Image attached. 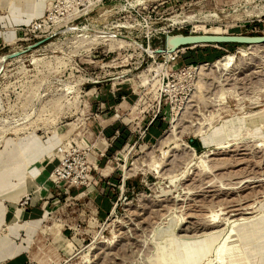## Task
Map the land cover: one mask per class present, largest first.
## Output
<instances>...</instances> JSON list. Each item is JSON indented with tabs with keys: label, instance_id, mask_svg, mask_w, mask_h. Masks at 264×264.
I'll list each match as a JSON object with an SVG mask.
<instances>
[{
	"label": "rangeland",
	"instance_id": "obj_1",
	"mask_svg": "<svg viewBox=\"0 0 264 264\" xmlns=\"http://www.w3.org/2000/svg\"><path fill=\"white\" fill-rule=\"evenodd\" d=\"M169 30L264 34V0H0V264H145L157 238L164 264H201L222 236L179 229L253 206L238 261L232 240L211 260L264 264V44L169 61Z\"/></svg>",
	"mask_w": 264,
	"mask_h": 264
},
{
	"label": "bare ground",
	"instance_id": "obj_2",
	"mask_svg": "<svg viewBox=\"0 0 264 264\" xmlns=\"http://www.w3.org/2000/svg\"><path fill=\"white\" fill-rule=\"evenodd\" d=\"M258 12V11H257ZM211 34H225V33H211ZM258 45H263V44H258ZM248 46H254V45H248ZM241 51V53H243L245 50H243V49H241L240 50ZM154 54H155V51H154ZM160 55H165L166 56V59H168V55H170L169 53H163V54H160ZM236 56V55H235ZM19 57H21V56H19ZM19 57H17V58H19ZM170 57V56H169ZM231 58H233V56H226V57H224L222 60H229V61H231V60H233V59H231ZM14 59H16V58H14ZM1 60H2V63H3V61H6V60H4L3 59V56L1 57ZM226 61V63H224V61H222V63H223V65L224 64H228V62ZM217 64V63H216ZM218 66V65H217ZM220 67V66H219ZM196 68V67H195ZM256 207V206H255ZM254 208V206L252 207V208H250L251 210H248V208L246 209H244V208H242V209H235V211H238L239 213H235V214H233L234 216H236V215H240V214H242V215H245L246 216V214H251L252 215V213L254 212V211H252V209ZM254 214V213H253ZM249 215H247V216H249ZM232 216V215H231ZM245 217V218H240L239 219V221L238 220H228V221H225V222H223V221H221V220H217V217H216V215L214 216V218H212L211 219V222L210 223H205V224H197V225H195V226H193V227H190V228H187V229H179L180 231H184V232H186V234L185 235H183V237H187V236H190L189 234H190V232H196V231H199V230H204L205 232H203L204 233V235L205 234H207V233H209V234H211V235H216V234H219V235H221L222 236V238H221V240H220V242L219 243H217V244H215V246H213V249H212V253H211V255H209V257L208 258H206L204 261H203V263H201V264H212V260H211V256L212 255H215L217 252H219V251H221L222 250V245L223 244H225V242L227 241V240H232V243H233V245H234V249H233V253H232V255L230 256V261L232 262V263H235V262H237L238 261V259L240 258V256H241V245H242V241H244V238H242L241 236H240V233H239V230L240 229H243V228H246L249 224H251V225H255V223H256V220L255 219H252L251 217ZM171 218V217H170ZM234 219V218H233ZM238 219V218H237ZM174 220L175 221H177L175 218H174ZM173 221V220H172ZM169 222V221H168ZM167 222V223H168ZM169 224V223H168ZM176 224V223H175ZM174 224V225H175ZM167 225V224H166ZM171 226H172V224H171ZM177 226V225H176ZM166 227V226H165ZM170 227V226H169ZM167 228V227H166ZM158 229V228H157ZM168 229V228H167ZM170 229V228H169ZM175 229V228H174ZM173 229V231L175 232V230ZM159 234H160V232H158ZM157 233V234H158ZM197 233V232H196ZM155 234V233H154ZM157 234H156V236H157ZM170 234V233H169ZM164 235V234H163ZM171 235H173V233L171 234ZM177 235V234H176ZM193 235H195V234H193ZM192 237V236H191ZM166 238V237H165ZM158 239L159 238H157V241H158ZM154 242L153 244H154V246H153V248H152V250H151V252H150V255L149 256H146V255H144V256H146V257H148V259L146 258V257H141V258H143V259H141V260H143V263H145V264H147L148 262H150V264H153V263H151V261H150V259H152V258H150L151 257V255H152V257L153 258H157V264L159 263V264H164V261H163V243H161L162 242V240H161V242ZM164 241H166V240H164ZM163 241V242H164ZM152 242V241H151ZM165 243V242H164ZM164 246H166V245H164ZM150 250V249H149ZM148 250V251H149ZM153 261H154V259H152Z\"/></svg>",
	"mask_w": 264,
	"mask_h": 264
},
{
	"label": "water",
	"instance_id": "obj_3",
	"mask_svg": "<svg viewBox=\"0 0 264 264\" xmlns=\"http://www.w3.org/2000/svg\"><path fill=\"white\" fill-rule=\"evenodd\" d=\"M50 37L39 39L23 48L11 51L3 55L4 60L14 59L36 49ZM226 43H236L245 45L264 44V34H211L190 32H165L163 46L155 49L156 54L174 53L183 47H193L202 45H218Z\"/></svg>",
	"mask_w": 264,
	"mask_h": 264
},
{
	"label": "built area",
	"instance_id": "obj_4",
	"mask_svg": "<svg viewBox=\"0 0 264 264\" xmlns=\"http://www.w3.org/2000/svg\"><path fill=\"white\" fill-rule=\"evenodd\" d=\"M52 20V17L51 19ZM49 22V20L47 18L44 19H38L35 20L30 26H28V31L29 33H43L44 32V28L46 26V24ZM175 27L180 30L184 27H181L180 24L174 25L173 30L175 29ZM172 30H169L167 32L171 33ZM35 38L37 37H42V35L44 34H34ZM179 51H176L174 53H171V57L169 59V61H175L179 58ZM193 66V65H192ZM71 167H69L66 164L65 159L60 160V165L55 169V177L57 178V180L59 181H63V180H67V179H71L72 178V173L70 172Z\"/></svg>",
	"mask_w": 264,
	"mask_h": 264
},
{
	"label": "crops",
	"instance_id": "obj_5",
	"mask_svg": "<svg viewBox=\"0 0 264 264\" xmlns=\"http://www.w3.org/2000/svg\"><path fill=\"white\" fill-rule=\"evenodd\" d=\"M197 52H198V51H197ZM193 53H194V52H193ZM197 54H198V53H197ZM202 54H203V51H202ZM202 54H198V55H202ZM216 56H218V55H216ZM216 56H215V57H216ZM212 58H213V57H212ZM154 119H155V118H154ZM154 119H153V120H154ZM153 120H152V122H153ZM156 126H157V120H156V121L154 122V124L151 126L153 131H155ZM119 134H122L123 137H126V136H125V131H124V130H123L122 132L120 131ZM120 143H121L120 141H118V142H114V147H118V146L120 145ZM104 206H105V205H104ZM108 211H109V205H108V206L106 205V208H104V207H102V206L100 205V213H101V214L105 215V214H107ZM38 213H39V212H38ZM38 213H37V211H36V209H35L34 207H32L31 209L26 210V214L29 215V217H31V216H34V217H35V215L38 216ZM4 264H31V260H30L29 256L26 255L25 253H17V254H15V255L9 257V258L4 262Z\"/></svg>",
	"mask_w": 264,
	"mask_h": 264
},
{
	"label": "trees",
	"instance_id": "obj_6",
	"mask_svg": "<svg viewBox=\"0 0 264 264\" xmlns=\"http://www.w3.org/2000/svg\"><path fill=\"white\" fill-rule=\"evenodd\" d=\"M221 45H223V44H221ZM228 45H229V44H228ZM185 59H186V61H188V63H191V64H195V62H196V60L193 59V55H192V53L186 55V56H185ZM158 117H159V115H157V116L155 117V119H154L153 122L151 123V126H152V125L154 124V122L158 119ZM118 141L121 142L119 146L123 145V144L125 143V137H123L122 134H119V135L117 136V138L115 139V142H118ZM109 151H111V150L109 149L108 152H109Z\"/></svg>",
	"mask_w": 264,
	"mask_h": 264
}]
</instances>
